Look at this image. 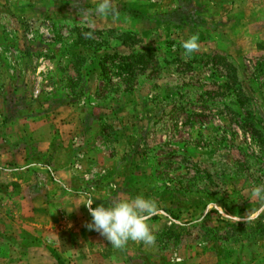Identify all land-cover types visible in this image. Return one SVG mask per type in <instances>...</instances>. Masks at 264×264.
Masks as SVG:
<instances>
[{"label": "rangeland", "instance_id": "rangeland-1", "mask_svg": "<svg viewBox=\"0 0 264 264\" xmlns=\"http://www.w3.org/2000/svg\"><path fill=\"white\" fill-rule=\"evenodd\" d=\"M205 52L240 92L186 65ZM0 64L1 123L31 120L24 160L58 161L32 176L110 217L91 250L104 264L264 257V0H0ZM2 204L0 228L26 226ZM4 237L0 264H18Z\"/></svg>", "mask_w": 264, "mask_h": 264}, {"label": "crops", "instance_id": "crops-1", "mask_svg": "<svg viewBox=\"0 0 264 264\" xmlns=\"http://www.w3.org/2000/svg\"><path fill=\"white\" fill-rule=\"evenodd\" d=\"M1 73H6L4 64H0V75ZM3 78L0 77V86L5 85L2 84L5 81ZM23 118L16 113L6 119L2 117V123L0 119V202L3 203L2 206H6V210L10 204L12 208L21 206L24 212L19 221L21 225H26L0 228V234L6 237L5 243L17 251L12 257H8L7 261L15 258L18 264H104L105 260H101L104 258L101 250L95 253L91 250L92 244L101 240L96 237V233L101 234V227L106 224L103 222L106 219L97 217L92 223V211L85 209L82 194L75 195L67 191L66 185L60 183L59 186L52 178L32 176L36 169L51 172L58 161L51 160L49 165H45L39 161L24 160L28 157L27 143L36 141L37 136L31 135L32 131L27 132L30 128L27 123L31 120L26 121ZM32 118L36 123L35 118L38 117ZM40 123L42 124L41 120ZM37 128L38 126L34 127ZM35 152L45 154L43 144H36ZM11 154L16 155L13 160ZM74 197L77 199H72ZM78 198L82 200L79 202ZM69 199L79 203L75 206ZM37 207L39 211H33ZM9 214L16 218L13 211ZM255 263L253 260L246 264Z\"/></svg>", "mask_w": 264, "mask_h": 264}, {"label": "trees", "instance_id": "trees-1", "mask_svg": "<svg viewBox=\"0 0 264 264\" xmlns=\"http://www.w3.org/2000/svg\"><path fill=\"white\" fill-rule=\"evenodd\" d=\"M111 58H113V56H111ZM126 61L130 66L132 64H135V60L134 59H130L128 57L126 58H122L121 60L119 59V61H121V63H118L119 66L122 67H127ZM104 62L107 63V61L104 59ZM185 63H187L186 65H192V64H201V65H205V64H210V65H218L220 66L221 69L224 70V72L226 73L227 77H226V82H227V89H231V90H237V92H240V87L233 81V74L234 71L232 70L231 66L224 60L223 55L216 53V52H205V53H201L199 55H196L194 57H191L190 59H188ZM189 63V64H188ZM109 219H106V221H108ZM262 232V231H261ZM255 260L256 263L255 264H264V257L261 256L259 259H250L249 262ZM238 261V260H237ZM233 261L229 260V264H232ZM239 262V261H238ZM246 264V263H245Z\"/></svg>", "mask_w": 264, "mask_h": 264}]
</instances>
